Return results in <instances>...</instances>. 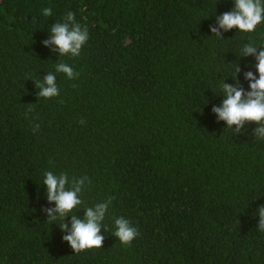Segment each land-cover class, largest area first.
<instances>
[{"label": "trees", "instance_id": "1", "mask_svg": "<svg viewBox=\"0 0 264 264\" xmlns=\"http://www.w3.org/2000/svg\"><path fill=\"white\" fill-rule=\"evenodd\" d=\"M232 8L0 0V264H264V140L254 123L237 132L212 111L222 83L247 92L245 73L256 75L255 57L240 49L264 47V23L219 28ZM57 22L87 28L79 56L45 44ZM61 63L73 79L56 73ZM50 72L59 95L43 98L37 82ZM48 171L67 176L65 190L80 188L63 220L49 221ZM109 199L101 248L74 252L60 224ZM121 216L138 230L129 244L112 234Z\"/></svg>", "mask_w": 264, "mask_h": 264}, {"label": "clouds", "instance_id": "2", "mask_svg": "<svg viewBox=\"0 0 264 264\" xmlns=\"http://www.w3.org/2000/svg\"><path fill=\"white\" fill-rule=\"evenodd\" d=\"M231 11L218 17V26L224 31L236 28L243 33L255 31L257 26L264 23V0H232ZM44 17L53 14L51 7L42 10ZM68 21H73L75 14L71 11L66 13ZM213 32L216 29H212ZM89 33L86 27L79 23L72 24L57 22L51 28L50 40L45 44H53L61 56L66 54L79 56L82 47L88 41ZM240 55H253L255 57L256 75L249 71L245 73V79L249 81L248 91L238 89L234 85L222 83L220 90L223 100L218 107L212 111L218 120H222L230 128L236 125V131L244 128L246 122L254 123V134L257 140H264V47L257 52V46L252 43L245 44L240 49ZM56 73H63L69 79L75 77L73 68L61 63L55 66ZM238 71V69H235ZM235 79V77L233 78ZM56 76L49 73L43 81L37 82L40 89L38 95L43 98H51L59 95V88L55 83ZM38 127V126H37ZM68 178L65 174H53L48 171L44 173L43 183L46 186V197L54 204V208L48 209L49 221L63 220L65 215L72 213L77 205L81 204L77 193L79 187L65 190ZM82 183V181H78ZM111 200L96 204L94 207L86 208L83 219L75 215L71 217V226L61 223L60 228L67 230L68 234L63 237L74 252H81L86 249L101 248L104 239L100 233L101 222L104 221L110 207ZM259 223L258 231H264V205L260 206L257 212ZM113 235L122 243L129 244L138 235L137 228L124 217H117L112 223Z\"/></svg>", "mask_w": 264, "mask_h": 264}]
</instances>
